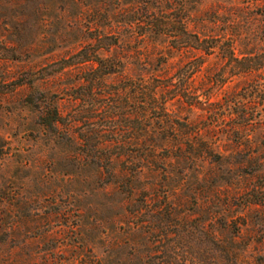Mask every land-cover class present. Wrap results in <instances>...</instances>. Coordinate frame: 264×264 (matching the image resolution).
<instances>
[{
  "label": "rangeland",
  "instance_id": "rangeland-1",
  "mask_svg": "<svg viewBox=\"0 0 264 264\" xmlns=\"http://www.w3.org/2000/svg\"><path fill=\"white\" fill-rule=\"evenodd\" d=\"M194 35L203 47L219 46L196 50ZM99 38L110 48L98 53L118 64L92 93L115 102L113 114L83 112L94 102L84 92L89 64L59 68L60 59L79 49L91 55ZM229 45L237 57L263 59L264 0H0V264H99L95 258L125 227L131 207L125 187L113 184L111 167L78 162L65 144L50 148L49 132L36 123L37 107L49 99L63 114L75 109L73 85L85 93L75 133L91 127L105 137L140 139L200 129L184 144L188 161L173 159L156 170L158 196L138 215L152 241L145 250L174 246L170 259L178 264H264V163L255 164L253 176L237 167L248 153L240 151L242 142L255 160L264 159V73L237 75L233 61L223 57ZM196 63L201 66L193 68ZM184 74L189 92L209 100L192 108L185 97L170 102L171 123L146 129L137 83L158 75L178 86ZM255 84L248 116L240 117L245 88ZM134 153L135 159L142 155ZM147 171L140 169L137 187L146 185ZM166 204L173 209H159ZM205 228L220 234L236 256L219 257L204 239Z\"/></svg>",
  "mask_w": 264,
  "mask_h": 264
},
{
  "label": "trees",
  "instance_id": "trees-1",
  "mask_svg": "<svg viewBox=\"0 0 264 264\" xmlns=\"http://www.w3.org/2000/svg\"><path fill=\"white\" fill-rule=\"evenodd\" d=\"M101 38L97 40L96 48L93 49L91 55H87L83 49H79L67 57L60 59V69L76 66L77 64H89L91 71L86 78L87 84L85 85L84 92L79 91V86L75 87L76 93L71 94L70 100L73 101L74 110L70 113L63 114L58 108L55 100L49 99L43 106H38V117L36 123L40 125L44 130L50 134V141L54 146H61L65 144V147L75 153L74 157L78 162L82 160L83 163H92L99 170L102 165H109L111 167V174L113 176V184L115 186H124V200L125 204L129 206V215L125 217L123 221L125 227L123 230L116 231L112 244L103 249V256H97L95 259L99 264H103L112 261L113 264H178L171 261L172 254H176V248L174 246H163L161 249L154 251L149 249L145 250V247L152 245V241L149 240L144 230V221H138V215L142 214V205L149 204L150 200L155 199L158 196L159 182L156 179L157 169L164 166H168L172 163L173 159L188 161L191 157L184 149V144H191L193 138L200 134V129L194 131H188L181 136H164L159 137L156 135L147 134L143 138L137 139L133 137L121 138L113 135L105 137L102 134L93 132L91 127L86 133H75L74 128L78 126L81 121L82 109H77L81 96H90L89 101L93 103H86L85 110L88 114L96 113L98 111H105L107 114H113L117 109L116 103H104L101 97H93L92 89L94 87L100 88L103 83V76L108 73H112L115 70L118 61L112 56H101L98 50H109V43H101ZM203 40L198 39L194 35V41L191 45L196 50H203L205 52L216 49L219 45L214 43H205L203 47ZM228 55H223L227 59L232 60L233 68H236V74L241 76H253L256 73H264V57L261 60H253L248 56L237 57L232 51V45L226 47ZM162 64L167 65L166 61ZM201 63H196L193 68H199ZM191 73V72H190ZM235 74V73H234ZM185 75V74H184ZM182 76L178 82V86L172 83V80L166 78L161 79L158 75L140 80L137 83V89L142 94V100L140 101V116L144 121V127L150 128L151 123L169 122L171 123V114L167 111L168 103L178 102L182 103L185 97L186 107L192 108L196 105L205 103V100H209L208 96L205 100L199 99V95L195 92H189L187 85L189 78L187 74ZM82 86V85H81ZM257 88V84L253 87L245 88L246 96L241 97V111L238 113L240 117H247L246 109L254 102V96L250 92ZM173 90V91H172ZM129 98V99H128ZM133 98L132 95L127 97L128 100ZM86 102V100H84ZM97 102V103H95ZM128 102V101H127ZM126 102V104H127ZM142 102V103H141ZM211 105L210 103H208ZM127 107H131L128 105ZM248 124H242L241 128L246 129ZM63 144V145H62ZM133 147H138L136 150ZM248 153H244L238 163V168L242 173L247 176H253L258 174L259 169L255 164L264 163V159L257 161L254 159V154L250 151V144L248 142H242L240 151L246 150ZM179 150L180 153L172 157V151ZM140 152L142 155H138V159H135L134 152ZM164 151L166 155L160 156L159 152ZM51 164H54V159H51ZM128 166L135 167L129 169ZM148 169L146 177V185L144 187H137L138 174L142 167ZM122 167V170L119 168ZM249 168V169H248ZM99 173V171H98ZM143 174V173H141ZM244 175V177H245ZM243 177V176H242ZM163 195L167 198L169 196V189L163 191ZM139 197L138 205H133V202ZM249 204V203H248ZM123 205V204H122ZM123 205V206H125ZM146 206V205H145ZM159 209L170 211L173 209L169 204L161 206ZM196 229V226L193 227ZM154 231H149L152 234ZM204 239L212 246V248L218 253L219 257L230 258V256H236L235 252L229 247L222 244V237L220 234L205 228ZM149 242V245L147 244ZM153 242H156L154 240ZM156 252L161 254V258L155 257ZM157 258H159L157 260ZM170 260V261H169Z\"/></svg>",
  "mask_w": 264,
  "mask_h": 264
}]
</instances>
